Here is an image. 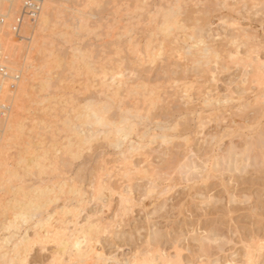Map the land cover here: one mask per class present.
Here are the masks:
<instances>
[{
  "label": "rangeland",
  "instance_id": "1",
  "mask_svg": "<svg viewBox=\"0 0 264 264\" xmlns=\"http://www.w3.org/2000/svg\"><path fill=\"white\" fill-rule=\"evenodd\" d=\"M263 1L58 0L55 7L59 18L53 31L48 33V38L56 54L55 57L61 64L54 65L58 67H53L54 70L50 69V73H46L47 76L50 75L53 78L49 89L43 92L37 88L41 91L34 93L35 96L37 95L35 99L40 104L48 105L52 112V116L45 117L46 115H43L41 111L42 105L38 107L36 104L34 107L37 106V111H35L37 117L35 115V118L37 121L43 117L48 118L47 123L49 121L52 123L49 122L51 125L49 123L48 125L51 128L55 125V129L51 130V134V128L45 130L39 123V127L36 125L35 133L32 134L34 139L32 140L36 144L34 145L35 150L40 146V142L42 147L38 149L42 152L46 149L44 148V142H46V152H50L47 153L49 159L46 160L45 165L50 170L45 166V172H39L41 169H38L39 171L33 169L31 173L24 176L26 177L24 186L27 185V190L31 192L39 186L55 189L57 198L52 193L49 197L55 204L53 202L52 205L49 204V208L44 209L46 213H54L59 209L61 212L59 218H62L60 220L69 222L72 220L69 211L70 213L72 210L80 211L78 217L80 225L87 222L91 224L96 220L102 221V225L116 221L120 208L119 197L115 195L110 202H104V196L98 199L99 196L96 195L100 186L99 177L103 173L105 182L109 181L119 192L130 195L133 200L131 213L127 218L126 216L123 217L124 219L120 217V227L117 228L118 245L124 248V251L119 253L121 258L131 259L132 254L144 253L150 237L151 248L158 249L166 255L175 256L173 246L166 238L167 229L170 227L172 240L179 239L180 236L185 237L182 245L184 249L182 259L198 262L209 260L212 262L219 259L222 263L233 260L236 261L235 264H240L245 255L246 245L252 243V240L264 239V226L260 219L261 211L264 210V145L262 147L258 145L255 149L250 147L251 151L249 149V152L247 151L248 145L257 142L259 138L264 142V115H261L259 110L264 108V104H262L263 107L258 108L252 106L254 105L251 103L252 98L257 90L254 88L255 85L253 89L251 88L252 90H245L247 84L240 82L244 79V72L240 67L242 63L234 62L235 64L232 63V65L229 63V70L224 71L216 68V60L215 62L210 60L212 65L208 67L212 73L208 74L206 70L209 68L205 67L206 65L203 67L194 64L200 58L193 61L194 57L185 56L181 59V55L185 52L184 49L194 43L192 42L194 40L189 39L193 33L175 29L172 31L173 35L168 36V34L165 35L161 26L166 20L164 16L170 12V9L172 11L173 7L176 11V7L180 6L181 9L178 7L180 14L177 10V16L183 15L184 20L188 22L187 27L195 28L196 41L203 39L207 44L212 45L213 49L217 50L220 47L223 50L222 46H225V49L230 47L229 37L231 38L234 33L240 36L243 34L241 37L243 40L238 41L241 43H238L241 47L239 51L242 54L245 53L243 51L247 49V42H249L247 43L248 48L251 44L257 43L263 49L253 47L255 45L250 49L253 51L257 48L255 52H259L257 55L264 59ZM22 5L23 0H18L20 7L17 9L19 8L20 11L16 9L15 18L20 15ZM86 5L94 7L85 10ZM234 8L236 11L233 10ZM15 18L12 19V25ZM233 25L238 27H233ZM27 28L25 30L29 29L28 34L26 31H21V36L25 34L28 36H24L23 39L16 38L10 30L20 54L19 63L22 65L18 66L19 70L24 68V55L30 45L29 37H31L32 29ZM243 30H248L247 32L252 35H259L257 40L245 41L244 35L250 34L242 33ZM161 43L166 48H164L166 54L163 52L165 55L161 60L153 61L150 59L149 50L151 48V53L155 54ZM19 44L20 48H18ZM157 46L156 50L153 49ZM179 47L183 49V53L177 51ZM74 55H79V59ZM257 55L254 54V56ZM0 56L1 64L5 63L4 67H7L9 61L6 60L4 53ZM80 56L82 58L89 56L92 58L89 59L91 62L87 57L85 60ZM72 61H76L77 67L81 65L79 71L78 68L75 69V64L74 68L70 66L73 64ZM91 64L95 70L92 74ZM100 65L108 69L109 78L112 70H121L123 79L125 77L126 80H131L130 85L134 88L136 87L134 85L139 83L142 85L139 91L143 90L146 94L142 91L143 96L140 91L139 94L137 93L138 97L136 94L133 96L121 91V99L119 98L121 106L118 105L119 102L118 104L113 103L115 106L109 111L110 113H107V117L111 120L119 121L121 118L119 107L125 112L134 108L135 111H133L137 113L136 109L138 110L141 118H131L127 122L134 130L128 138L129 143H125L122 148L118 149L112 145L110 140L103 139V134H99L98 138L91 140L95 141L96 150L88 153L84 151L86 144H77L75 139L71 141L73 122L70 121L75 122L76 112L84 111V106L86 107L89 103L99 106L112 104L113 101H110L112 96L109 94L110 98L108 95L100 96L98 92L100 88L96 87L100 83L98 77H102V73L99 72ZM80 68L83 73L80 72ZM7 71L10 73L8 68ZM10 74L19 75L20 73L15 71ZM214 75L215 79H213ZM21 80L22 76L19 81ZM12 81L17 82L18 80ZM9 91H14V89L9 87ZM8 100L10 99L3 96L2 103L7 105L2 104L1 101L0 105L8 106L11 103ZM52 103L53 105H50ZM246 104L248 106H245ZM0 110L6 113L5 110ZM56 113L59 114H57L59 116L57 119L54 117ZM27 122L31 124V121ZM177 123L181 125L184 135L189 138L188 142L185 143L182 138H178L171 147L164 146L162 149L161 144L155 141L153 136L162 134L163 128H170ZM84 127L82 129L86 132L80 128L83 133L88 134L92 129L88 130L89 127ZM147 130H150L151 134L153 132L154 135L143 138L142 133ZM95 131L92 130V133ZM41 136H44L46 140L44 141ZM131 141L142 145L143 149L137 153H131L128 149ZM123 151H126V156L135 157L134 163L137 169L143 166L149 173L147 180L142 176L133 180L124 179L121 176L123 170L117 172L115 177L109 175L114 170L112 167L115 168L120 162L122 158L120 153ZM169 152L174 158L165 169V173L152 180L151 170L154 162L160 160L161 153L166 155ZM37 153L42 155L40 151ZM80 153H82L80 158L74 159V156ZM205 165H207L206 168ZM134 170L133 173H135ZM17 182L10 185L11 190L20 186H18L20 182ZM71 187L75 189L73 191L79 190L80 192L78 194L68 193ZM62 188L63 193H61ZM12 191L15 193L16 190ZM27 193L30 194V192ZM9 196L12 197L11 194ZM52 196L57 200H54ZM80 200H82L81 203ZM63 207L70 208L69 211L67 210L68 214L63 215L65 210L60 209ZM253 212H255L254 216ZM46 213L44 216L47 215ZM205 214L206 218L201 220L200 217ZM168 217L172 218L171 224L167 222ZM149 218L157 221L151 225V230ZM31 224L33 222L30 226ZM158 225H163V228H158ZM70 227L73 228V225L70 224ZM158 230L164 232V236L159 240L157 239ZM193 230L203 243L202 249L199 244L189 243L187 239ZM32 231H29L30 237L34 235ZM109 239L111 237L101 238V241L95 245L98 252L105 254L106 259L113 254V248L108 243ZM33 244L35 243H31ZM48 248V252H42L39 247H32L26 255L28 261L31 262L38 258L47 261L54 260L53 256L57 252V246L49 244ZM61 260L68 261L67 255ZM258 261L257 264H264V256L258 258Z\"/></svg>",
  "mask_w": 264,
  "mask_h": 264
},
{
  "label": "bare ground",
  "instance_id": "2",
  "mask_svg": "<svg viewBox=\"0 0 264 264\" xmlns=\"http://www.w3.org/2000/svg\"><path fill=\"white\" fill-rule=\"evenodd\" d=\"M57 1L58 0H44L43 5H42V10H41V13H40L37 21L33 25L30 24L29 22H26L23 25L22 30L26 31L27 32L26 34L29 33L28 28H31L32 30H31V37H29L30 38V45L28 48H27L28 45L26 46L27 50H26L25 55L23 53V55L25 56L24 68L19 70L18 66L22 65L19 63L20 54L18 53V50H17L16 41L12 39L13 36L11 37L10 30H12V28H11L12 23L11 22L14 20L13 18H15L14 14L16 13V9H17V7H20V6H18V0H0V54L4 53L5 58H7L6 60L9 61L8 62L9 65L7 67H4V69H5L4 72L2 74H0V88H2L4 90V93H3L4 98L10 99L8 101H11V103L9 102L10 104L8 106H1L0 105V109H2V110L4 109L6 111V113L0 112V118H4L2 120L0 119V264H20L21 261H25V260L28 261L26 255L28 254L29 251H31L30 250L32 248L31 243H36L37 240H39V241L46 240L49 237V233L51 231H54V232L59 234L60 246L57 247V252L55 254L56 256L55 255L53 256L54 257L53 259H55L56 261H60V259L66 255L68 257L69 262L83 261V264H92V261L106 260L105 254L103 255V253L98 252L95 246H94L95 251L94 252L91 251L90 241L85 243V236L88 235L92 231L93 226L102 225L101 224L102 221L96 220V222H93L91 224H89L87 222L84 225H80V222L78 219L80 211L74 212L72 210V212L70 213V211H69L70 208L68 209V207H63L60 209L65 210V212L62 211L64 213L63 215H65V213L68 214V212H67V210H68L69 214L72 215V218H71L72 220L67 222L68 220L65 221L63 219L64 221H62V220H60L62 218L61 217L59 218V213H61V212H59V209H58V211H55L54 213H46L47 211H45L49 208V204L52 205V202H53V200H51V198L49 199V197L51 196L50 193H52L54 195V197L56 195V198H57V193L55 192L54 188H52V187L49 188L48 186H46V188H44L43 186H39L38 188L35 187L34 189H32L33 187L32 188L28 187L29 189H32V192H31V190H27V185L24 186V183H26L24 180V178H26V177H24V176H26V174H29V172L31 173V171L33 169H37V170L41 169V171L38 170L39 172L46 170L45 166H47V165H45L46 164L45 162H47L49 159L47 157V155H48L47 153L50 151L46 152V149H47V147L45 146L46 142H44V148H46V149H43L42 152H41V150H39L42 147L40 142H39V145L41 147L39 146L38 147L39 149L37 148L38 150L37 149L35 150L36 147L34 145H36V144L33 142L34 139H33L32 134L35 131V129L37 128L36 125H38L39 123L43 125L42 128L43 129L45 128V130L50 129L51 128L50 125L52 124L49 121L51 124L48 122L50 124V125H48V123L46 121L48 118L45 119L43 117V119H44L43 120L41 117H39L41 119H39L38 121L35 118V115H36L35 111H37L38 105L39 106L42 105L41 111L43 112V115L44 114L46 115L45 117L51 115V113H52V112H50L48 105L46 106V104H44V103L40 104L38 102V100L35 99V98H37V95L35 96V94L40 92L41 90H43V92H44L45 89H49L53 78L50 77V75L47 76L46 73L49 72V70L52 69L54 67V65L61 64L59 62L58 58L55 57L56 54L53 51L52 46H50L51 43L49 42V38H48V33L53 31L55 24L59 18L58 13L56 12V7H55V4L57 3ZM263 2H262V4H263ZM255 3L256 2H254V4ZM178 7L181 9L180 6H177L176 11L172 7V11L170 9V12H168L167 15L164 16V18L168 19V20H174V18L177 16V14L179 13V10H180V9L178 10ZM17 10H19V8ZM177 10H178V13H177ZM233 10L236 11L235 8ZM233 10H230V11H233ZM231 14H233V13H231ZM231 20H233V19H231ZM235 21H236V19H235ZM164 23H165V21L163 22V24ZM230 25H232V24H230ZM26 28L28 30H25ZM173 30H175V29H173ZM247 31L248 30H243L241 32L244 34H246V33L250 34ZM35 32H37L36 35H34ZM234 34L231 38L229 37V39H230V40H228L229 41L228 44L230 46L229 48H227L228 45L226 46L227 49H225V46H222V47H224V49L221 47L223 50H221L220 47H219L220 50L217 48H216L217 50L212 48V55L208 56V57L203 56L201 49L193 47V45L198 44L201 39L197 38L199 40V41L197 40L198 42L196 40L192 41L194 43L192 45L187 46V48H193V53L191 56V57H194L193 61H195L196 58L197 59L200 58L199 60H196V63H194L195 65L198 64V66L204 67V65H206L205 67H208L213 62L212 60H214V62L216 60L215 64L217 65V59H216L217 54H219V56H220L219 68L221 70H224V71L229 70V63H231V65L234 62L236 64L242 63V65L240 67L244 72L243 73L244 79L241 80L240 82H242L243 84H247L245 86L246 87L245 90H250L251 88L253 89V85L256 86L254 88L257 90V92L254 93V97L252 98L253 101L251 103L254 104L252 106H255L258 108L259 106H262V104H264V89L261 87L262 80H264V59L258 56L259 52L258 53H257V51L255 52V50L257 48H254L255 50H253V51L250 48L253 45H255L253 47H258V48H260L261 46H260V44H257L254 42L255 44L250 43L251 45L248 48L249 44H247V43H249V42H247L246 43L247 49H246V51H243L245 53L242 54V52L239 51V48L241 49V47L238 45V43H239L238 41L243 40V39H241L243 34L241 36H240V34L239 35L238 34L236 35V33H234ZM170 35H173V33L171 32L170 34H168V36H170ZM24 36H23V38H24ZM190 36L191 37L189 39L193 40L192 35H190ZM258 36L259 35L256 36V35L250 34V35H244V38L247 39V40L245 39V41L252 40L250 42H253L254 40H257ZM25 37H28V36H25ZM262 39H263V36H262ZM260 40L261 39L259 38L258 39L259 43H260ZM239 44H241V43H239ZM256 44H257V46H256ZM261 44H263V43H261ZM242 45L245 46V44L243 42H242ZM18 46H19L18 48H20V44ZM23 46H21V47H23ZM161 47L163 48V52H165V50H164L165 47H164V44L162 46V43H161V46L159 45L158 52L156 50V48H158V46L153 48V49L156 50L155 51L156 53H159L161 50ZM253 47H252V49H253ZM179 48L177 51L179 53H183L184 52L183 49L180 48L182 50L181 51ZM261 49H263V48L261 47ZM21 50H22V48H21ZM258 51H261V50H258ZM153 53H151V55H152V57H155L157 54L156 53L153 54ZM255 53H256V55L257 54L258 55L254 56ZM165 54H166V52H165ZM178 55H180V54H178ZM182 55H184V53ZM78 56H75V57L79 59ZM89 56H86L88 58V60L92 59V58H90L91 56L90 57ZM86 57L82 58L80 56V58L87 60ZM203 59H205L206 61ZM1 60L2 59L0 56V61ZM201 60L203 61L202 63L199 62ZM4 62H6V61H4ZM72 62H73V64H71L70 66H72L74 68V64H75V66H76L75 69L78 68V71H79V67H81V65L79 67H77L76 61H72ZM77 62H80V61H77ZM82 63H83V60H82ZM3 64L5 65V63H3ZM0 65H2L1 62H0ZM89 65H87V66H89ZM95 66L96 65H94V68L96 69ZM55 67L57 68L58 65ZM90 67H92V64ZM100 67H101V65H100ZM7 68L9 69L10 73L18 71L20 74L19 75H11L7 71ZM103 68H104V65H103ZM103 68L101 67V70ZM208 68L209 69L206 68L207 69L206 72L208 74H211L212 70L210 69V67H208ZM85 69H86V71H88L87 68H85ZM91 69L90 70L92 71L91 72V74H92L95 70L93 69V67ZM98 69L100 70V68H98ZM52 70H54V69H52ZM101 70L99 72L102 73V77L99 78L97 76L98 80L100 79V83H98L99 86H96V85L95 86L100 88V91L98 90V92H100V96H107L109 94L112 96V98H110L109 95H108L109 96L108 98H110V101H113V102H112V104H110L108 102L109 104L106 103L107 105L100 103V104H102L101 106H99L97 104L93 105V104L89 103L88 105H86V107L84 106V108H85V109H83L84 111H82L81 113L76 112V116L74 115L75 119H76L75 122H74V120L70 121V122H73L72 129H71V133H72L71 141H73V139H75L77 144H80V145L87 144L88 142H91V140H93L94 138H98V136L103 134L102 135L103 139L105 138L107 140H110L112 145L115 146V148L120 149V148H122V146L125 143H127V142L129 143L128 138L132 134V132L134 131L133 127L130 124H127V122L131 118L138 119L141 117H140L137 109H136L137 113L134 112L135 111L134 108H133L134 111L133 110L130 111V110L126 109L127 111L125 112V110H122L121 107H119V108L116 107V108L120 109V111H121V114H120L121 118L119 121L111 120L110 117H107V115H108L107 113L113 109V106H115L113 103H117V102H119V98L121 99V94H120L121 91L123 93L126 92L129 95L136 94V96L139 97V95H137V93L141 91V90L139 91V88L142 89V85H140L139 83H138V85H134V86H136L135 88L138 90L137 91L134 87H132L133 85H130L131 80L128 81L129 79L126 80L125 77L123 79V72L121 70H119V69H117L119 71H117L116 69L112 70L110 78L108 76L109 73H108L107 68H104L103 71H101ZM216 71H217V69H216ZM80 72H81V68H80ZM81 73H83V72H81ZM21 76H22V80L19 81L21 79ZM12 80H16V81L18 80V81L14 82ZM11 82H13L12 84L14 85V91H9V87H10V85H12V84H10ZM242 83H240V84L243 86ZM249 85H250V87H249ZM37 88H39L41 90H39ZM36 89H37V92H35ZM142 91L140 93L141 95H143V93H145L144 91L142 93ZM151 93H153V92H151ZM55 99H57V98H55ZM3 101H5V100H3ZM55 102L57 104L58 100ZM61 103L63 104V101H61ZM251 103L248 102L249 105H251ZM36 104H37V106L35 108L34 106ZM248 104H246L245 106H248ZM50 105H53V103ZM118 105L121 106L120 102ZM52 108H54V107H52ZM257 108H255V109L257 110ZM259 110H260V114L264 115V108L263 109L260 108ZM128 111H130L131 113ZM57 112H59L58 109H57ZM129 113H130V115L131 114H133V115L130 116ZM135 113H136V115H134ZM40 114H41V112H40ZM57 114L58 113H56V116H54L56 119L59 117V116H57ZM36 117H37V115H36ZM52 118H51V120H52ZM55 118H53V119H55ZM27 121H29V122L31 121L30 122L31 124H27L28 123ZM53 123H54V121H53ZM68 123H69V121H68ZM54 126H52V128L50 129V133L52 132L51 130L54 128ZM84 126H86V128L89 127L88 130H90L92 128L90 131L91 133L89 132L87 134V133L81 132L80 128L81 129H82V127L85 128ZM38 127H39V125H38ZM172 127H174V126H172ZM68 128H70V127H68ZM157 129L161 130V128H158V127H157ZM82 130H84V129H82ZM92 130L93 131L96 130V131L92 133ZM162 130H163L162 134H160V135L156 134L153 137L165 135V131H164L165 128H163ZM84 131L86 132V130H84ZM48 134H49V132H48ZM142 134H143V138L146 136L154 135L153 132H152V134L150 133V130L149 131L147 130V131L143 132ZM44 136L43 137L41 136L43 140L46 137V136L45 137ZM125 136L128 137L127 140L124 139ZM258 145L261 147L264 145V142L261 141V138H259V140L257 142L249 144L247 151L250 147H254V149H255ZM128 149H129V151H131V153H137V152H139L140 149H143V147H142V145L141 146L137 145L133 141H131L129 146H128ZM36 151L37 152L40 151V153H42V155H40ZM249 151H251V150L249 149ZM248 152H246V153H248ZM139 154H141V153H139ZM120 155L122 157L126 156V151L121 152ZM130 158L131 157H129V159ZM113 167H112V169H114ZM48 168L49 167L47 166V169ZM53 168L54 167L52 165V169ZM52 169H51V171H53ZM49 170H50V168H49ZM127 171H129V169L127 167H125L122 174L119 173V174H121L122 178L128 179L124 175V172H127ZM131 171H133V169ZM28 176H30V175H28ZM17 181L20 182L18 184V186L19 185L20 186L17 188V187H15V185H12L13 187H15L14 189L16 190L15 193H13L14 191H12V190H14V189L12 188V190H11L10 185L18 183ZM41 187L44 189H42ZM63 188L61 189V193H63V190H64ZM72 188L73 187H71V189H68L69 191L67 190L68 193L78 194L80 192L79 190L73 191L75 189L74 188L72 189ZM27 192H30V194ZM12 193L14 195H12ZM10 194L12 197L9 196ZM29 195H31V196H29ZM96 195L99 196V197H97L98 199L99 198L101 199L102 196H104V202H110L111 199L115 195H117L119 197L120 208H119L118 213L120 214V217L122 219H124L126 216V218H127L129 216L128 214L131 213V205L133 204L132 197L128 194H123V193L119 192L116 187H113L109 183V181L104 182L103 191L101 190V186H99V190H98V193H96ZM54 197L52 196V198H54ZM121 197H124L123 201H122ZM54 200H57V199L54 198ZM58 200H59V198H58ZM81 202H82V200H80V203ZM53 203L55 204V202H53ZM122 203H123V208H122ZM44 212L47 214L46 216H44L45 215ZM60 215H62V214H60ZM35 219H37V220L34 222ZM32 222H33V224H31V226H30V223H32ZM70 224L73 225V228L70 227ZM105 224H104L105 226L109 225V223H105ZM23 226H28V227L25 228ZM24 228H25V230L22 231V229H24ZM43 229H44V231H43ZM31 230H33L32 232H34L33 237L32 236L30 237V235H29V231H31ZM257 240H252L251 241L252 243H249L250 245L249 244H248V246L246 245L245 251H244L245 255H244V258L240 264H249V261H251L252 264H257L259 262L258 258H261L264 256V250H262V248H261V242L264 241V239L258 240V241ZM78 242L81 243V248L79 250L76 248V244ZM146 247L147 248H146V251L144 253L137 251L138 254H135V255L132 254V258L130 260H132L134 262V264H164V262L175 257V256L168 255V254L166 255L163 252L159 251L158 249L151 248L152 244L150 241H148L146 243ZM127 259H129V258H127ZM208 262H210V264H235L236 261L229 260V261L222 263L218 259L217 261L211 262L209 260Z\"/></svg>",
  "mask_w": 264,
  "mask_h": 264
},
{
  "label": "snow or ice",
  "instance_id": "3",
  "mask_svg": "<svg viewBox=\"0 0 264 264\" xmlns=\"http://www.w3.org/2000/svg\"><path fill=\"white\" fill-rule=\"evenodd\" d=\"M262 6H264V5H262ZM90 7H94V6L86 5L85 10H87ZM187 24H188V22L184 20L183 15H179V16H176L174 18V20L166 19L165 23L161 27L163 28L165 35L171 33L173 31V29H182L186 32L190 31L193 33L192 39L195 40V31L196 30H195V28L187 27ZM233 27H238V26L233 25ZM193 47L201 49L202 54L205 57L212 55V46L207 44L203 39H201L198 44H194ZM149 52H150V59H152L153 61L161 60L163 58V55H164L162 47H161L160 52L155 57L151 56V48H150ZM192 53H193V48H186L184 55H182L181 59H184L185 56L191 57ZM216 59H217V68H219V66H220L219 65V59H220L219 54L216 55ZM199 62L202 63L203 61L201 60ZM213 79H215V75L213 76ZM261 87L264 88V80H262ZM225 103H227V101H225ZM164 131H165V135L153 137V139L155 141H158L161 144L162 149L164 146L171 147L172 143L178 138H182L185 143L188 142L189 138L184 135V133L182 132V129H181V125L179 123H177L174 127L166 128ZM167 133H171L172 135L169 136ZM127 138H128L127 136L124 137L125 140H127ZM95 150H96L95 141L88 142L85 145V148H84L85 152L91 153ZM80 155H82V153L74 156V159L80 158ZM144 158L147 159V157H144ZM173 158H174L173 154L170 152L166 155L161 153L160 160L158 162H154V167L151 170V179L155 180L158 175L164 174L165 169L168 167L169 163L171 162V160ZM134 160H135L134 156L131 158V160L129 159L128 156L122 157L120 159V162H118L117 166L114 168V170L111 173H109V175L115 177L117 172H120V171L124 170L125 167H127L129 169V171L124 172V175L129 180H133V179L140 177V176L144 177V179L147 180L149 173L143 168V166L141 168L137 169L136 165L134 163ZM206 167H207V165H205V168ZM132 169H135V173H133L131 171ZM197 171H200V170H197ZM104 182H105V176L103 173H101L100 177H99V183H100L102 191L104 188ZM150 194H151V192H150ZM121 199L123 201L124 197H121ZM122 208H123V203H122ZM252 215L254 216L255 212H253ZM205 218H206V214L202 215L200 217L201 220H203ZM260 219H261L262 226H264V210L261 211ZM119 220H120V214L118 213L116 221L110 222L109 225H107V226L95 225V226H93L92 231L88 235L85 236V243L90 241V249L93 252L95 251L94 246L101 241V238L107 239V238L111 237V239L108 240V243L113 248V254L111 256H109L106 260L92 261V264H134V262L132 260L123 259L119 255V253L124 251V248L120 247L118 245V241L116 239L117 228L120 227ZM167 222H168V224H171L172 218L168 217ZM154 223H157V221L153 220L152 218H149L150 230H151V225ZM158 228L162 229L163 225H158ZM167 233H168V235L166 238H168L170 240V245L173 246V251L175 252V257L164 262V264H210V262H205V261L197 262L195 260L182 259L183 255H184V249H183L182 245H183V240L185 239V237L180 236L179 239L172 240L170 227L167 229ZM163 236H164V232L158 230L157 231V239L159 240ZM187 239L189 240V243L195 242L201 246V249L203 248V243H202V241H200L197 238V233L195 230H193L192 232L189 233V236L187 237ZM150 242H151V237H150ZM49 244H52V245L57 246V247L60 246V240H59V234L58 233L51 231L49 233V237L46 240H44V241L37 240V242L35 244L31 245V247H39L42 252H48L49 251V248H48ZM76 248L79 250L81 248V243L78 242L76 244ZM261 248H262V250H264V241L261 242ZM188 251L190 252L191 250L189 249ZM20 264H83V261L69 262L67 260H61L58 262L55 259L52 261H47L46 259L38 258V259L31 261V262H29L27 260L21 261ZM249 264H252V262L249 261Z\"/></svg>",
  "mask_w": 264,
  "mask_h": 264
},
{
  "label": "built area",
  "instance_id": "4",
  "mask_svg": "<svg viewBox=\"0 0 264 264\" xmlns=\"http://www.w3.org/2000/svg\"><path fill=\"white\" fill-rule=\"evenodd\" d=\"M43 1L44 0H23L21 13L15 19L12 25V33L16 38L23 39V36H21V31H22L23 25L26 22H29L30 24H34L37 21L41 13V10H42ZM4 70H5L4 65H0V74H2ZM10 89L12 90L14 89L13 84L10 85ZM3 93H4V90L0 88L1 103H2ZM2 104H4V102ZM4 105H7V104H4Z\"/></svg>",
  "mask_w": 264,
  "mask_h": 264
}]
</instances>
